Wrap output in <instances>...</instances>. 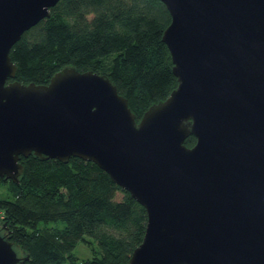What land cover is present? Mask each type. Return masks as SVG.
<instances>
[{
  "label": "water",
  "instance_id": "water-1",
  "mask_svg": "<svg viewBox=\"0 0 264 264\" xmlns=\"http://www.w3.org/2000/svg\"><path fill=\"white\" fill-rule=\"evenodd\" d=\"M58 1L0 0V176L92 160L147 210L128 264H264V0H162L179 82L140 120L106 73L15 79L11 48ZM27 258L0 231V264Z\"/></svg>",
  "mask_w": 264,
  "mask_h": 264
},
{
  "label": "trees",
  "instance_id": "trees-1",
  "mask_svg": "<svg viewBox=\"0 0 264 264\" xmlns=\"http://www.w3.org/2000/svg\"><path fill=\"white\" fill-rule=\"evenodd\" d=\"M171 13L162 0H59L10 51L15 79L47 83L66 65L108 74L140 120L178 85L163 40ZM14 78H9L13 80ZM196 136L185 143L193 146ZM20 182L0 176L12 196L0 198L2 222L20 246L22 264H128L145 235L147 210L96 162L71 156L21 155ZM6 186V185H5ZM122 191L123 197L117 198ZM94 237L101 254L79 260L75 247Z\"/></svg>",
  "mask_w": 264,
  "mask_h": 264
},
{
  "label": "rangeland",
  "instance_id": "rangeland-1",
  "mask_svg": "<svg viewBox=\"0 0 264 264\" xmlns=\"http://www.w3.org/2000/svg\"><path fill=\"white\" fill-rule=\"evenodd\" d=\"M6 185V186H5ZM12 196V191L7 188V184H2L0 186V198H8ZM123 197V192H117V198L121 199ZM91 242H87L81 240L78 242L77 246L75 247L74 251L75 254L78 256L79 260L87 259L94 254V250L96 249L98 254H101V250L99 247L98 241L94 237H90ZM70 260L67 259L64 264H69Z\"/></svg>",
  "mask_w": 264,
  "mask_h": 264
},
{
  "label": "flooded vegetation",
  "instance_id": "flooded-vegetation-1",
  "mask_svg": "<svg viewBox=\"0 0 264 264\" xmlns=\"http://www.w3.org/2000/svg\"><path fill=\"white\" fill-rule=\"evenodd\" d=\"M2 177H3V176H2ZM0 231H1L3 234H6V235L10 236V232H9L7 229L3 228L2 222H0Z\"/></svg>",
  "mask_w": 264,
  "mask_h": 264
},
{
  "label": "built area",
  "instance_id": "built-area-1",
  "mask_svg": "<svg viewBox=\"0 0 264 264\" xmlns=\"http://www.w3.org/2000/svg\"><path fill=\"white\" fill-rule=\"evenodd\" d=\"M2 218H3V212L0 211V222H2Z\"/></svg>",
  "mask_w": 264,
  "mask_h": 264
}]
</instances>
